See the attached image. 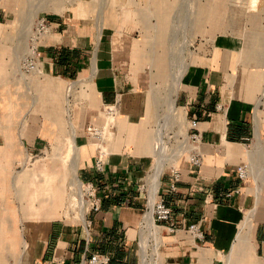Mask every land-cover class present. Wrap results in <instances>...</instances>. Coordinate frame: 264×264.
I'll use <instances>...</instances> for the list:
<instances>
[{"label":"crops","instance_id":"crops-1","mask_svg":"<svg viewBox=\"0 0 264 264\" xmlns=\"http://www.w3.org/2000/svg\"><path fill=\"white\" fill-rule=\"evenodd\" d=\"M172 2L119 0L102 7L81 0L48 15L51 31L39 41L38 71L27 81L16 78L0 51V264H82L94 251L108 254L110 264H141L150 211L141 179L155 153L153 70L146 60L171 56L165 27L173 21ZM225 2L214 7L226 8L227 18L221 11L212 20L198 18L207 5L195 3L199 33L177 103L199 120L203 162L192 167L187 157L179 161L175 192L169 173L160 178L158 197L172 206L177 228H160L162 264H264V161L260 170L250 157L256 156L258 125L264 141V0L257 8L251 0ZM16 11L15 0L0 2V41ZM78 81L88 90L85 123L67 107ZM111 103L118 106L111 155L99 173L86 127L102 124ZM178 112L185 122V111ZM71 124L80 147L77 175L92 181L102 200L100 211L88 215L89 231L64 215L62 185L31 189L29 181L15 178L30 155L68 136ZM245 164L250 174L242 180L237 168ZM193 223L203 237L189 229Z\"/></svg>","mask_w":264,"mask_h":264},{"label":"rangeland","instance_id":"rangeland-1","mask_svg":"<svg viewBox=\"0 0 264 264\" xmlns=\"http://www.w3.org/2000/svg\"><path fill=\"white\" fill-rule=\"evenodd\" d=\"M17 11L15 14H12V17L16 18V21H11V25L8 28L3 27L2 32L5 35L3 36L2 40L0 41V51H2V56L7 58L9 57L12 61L13 70L15 73L16 78H19L23 81H27L31 74L27 70L22 68V61L25 54L29 51L28 49V38L30 32L33 30L35 21L38 17H46L48 19V15L54 13H63L68 9H71L76 3L81 0H15ZM96 4H99L102 7L106 5L112 4L118 6L119 0H92ZM206 2L205 4L206 9L204 10L203 14L200 10V16L195 14L196 13V2ZM259 0H252V6L256 4ZM168 2V1H167ZM225 2V0H173L174 10L172 13L173 21L171 25L165 27V33L168 35L171 40L172 44V51L170 53L171 56L159 57V58H147L148 67L153 70L151 73V84H150V103L153 108V115H154V127H153V135L154 140L157 142V146L160 144L162 145L163 134L157 132L160 130V125L163 124V132L165 130H170L168 127L174 128L176 124L179 125V129L175 128L174 131H177V135H181L186 137V129H184V121L183 119H179L178 123L173 122V115L171 108L168 105V102L171 99L178 98V94L180 90L184 87L183 79L185 73L190 67V55L193 53V45L194 40L196 39V34L199 33L195 22V15L199 16L198 18L202 17L203 19L212 20L216 17L217 13L223 12V16L227 18L228 13L226 8L221 9L220 11L217 10L214 6L216 3L219 5ZM226 3V2H225ZM172 7V6H171ZM221 7V5L219 6ZM172 12V11H171ZM221 15V14H220ZM219 16V14H218ZM151 28V27H150ZM149 28V30H150ZM199 28V27H198ZM208 30L213 29V27L208 26ZM10 35V38L6 37ZM44 36V35H43ZM42 36V37H43ZM41 37V38H42ZM40 38V39H41ZM37 41V45L39 48V41ZM39 50L37 49V53ZM152 61H154L152 65ZM151 63V65H150ZM151 66V67H150ZM172 69V70H171ZM170 70L172 72H170ZM180 71H184L181 76V87L179 88V92L174 95L172 94V87L174 84L176 74L180 73ZM80 81L74 84L72 87V95L69 97V102L67 107L70 108V113L73 117L76 116L79 120L84 119V123L86 122V113L88 110L87 105V97L85 91L79 89ZM74 110V111H73ZM73 113V114H72ZM104 116V110H103ZM116 118V117H115ZM105 120V117H103ZM172 119V120H170ZM92 120V119H91ZM116 120V119H115ZM115 122V121H114ZM104 123V122H103ZM102 123V124H103ZM24 122H21L19 125L20 131L24 127ZM122 125V124H121ZM177 125V126H178ZM73 126V125H72ZM159 127V128H157ZM60 136L55 141H53L47 148L45 152L38 153L35 155H30V158L21 165L20 168L16 169V177L15 178H22L30 183L31 189H42L49 184H57V186L62 185V199L61 202L63 204L64 215L67 218L71 219V223L75 225L82 226L83 223L80 222L78 218V209L72 206V197L74 196L71 188H72V181H71V161L72 159L77 156L75 150L71 147H67L65 145L66 138ZM112 138V136H111ZM162 138V139H161ZM159 139L160 141H158ZM78 144V143H77ZM165 143L162 146H158L164 148ZM79 148V144L77 145ZM156 146V144H155ZM166 146V145H165ZM177 146V142L172 137L168 140V147L166 146V154L167 158L161 153L160 157L163 159L165 163V170L170 171L173 166H179L178 163L182 158H188L186 156V151L182 147L175 149L174 151H170ZM187 147V140H184V147ZM66 149V151H64ZM160 149V150H161ZM252 151V150H251ZM76 155V156H75ZM154 163L151 167L150 171L142 177V181H144L145 177L148 176L150 172V181L153 179L155 171L158 167V161L155 156L153 155ZM252 162L254 165L259 167V161L255 156L252 154L250 155ZM81 157H80V148H79V167L81 165ZM257 163V164H255ZM164 172V171H163ZM79 176V175H78ZM80 178V176H79ZM82 179V178H80ZM59 191V190H57ZM59 192H57L58 194ZM71 196V198H70ZM149 207H151L149 202ZM87 214V219L88 215ZM89 220V219H88ZM249 221V219H248ZM149 235V234H148ZM240 235V234H239ZM238 235V238L240 237ZM146 237V236H145ZM142 238V235H141ZM149 239V252L153 253V255L148 256V258H154V253L156 251V241L153 238ZM163 242L157 246L159 247L158 252L160 253L161 245ZM141 244V240L140 243ZM141 250L142 244L140 247V260H141ZM161 256V253H160ZM161 258V257H160ZM143 262V260H142ZM141 262V264H143ZM162 262V261H161Z\"/></svg>","mask_w":264,"mask_h":264},{"label":"built area","instance_id":"built-area-1","mask_svg":"<svg viewBox=\"0 0 264 264\" xmlns=\"http://www.w3.org/2000/svg\"><path fill=\"white\" fill-rule=\"evenodd\" d=\"M2 0H0L1 2ZM259 1L252 6V8H257ZM51 31L50 23L46 17H38L35 21V25L33 30L29 34V51L25 54L22 61V68L27 70L28 72H37L39 65V57L37 53L38 45L37 41L43 36L48 34ZM79 89L86 92L88 94V90L86 86H79ZM178 105V103H177ZM181 109L185 111V122L184 129H186V137L177 135V131H174L175 128L179 129V125L176 124L174 128L171 126L168 127L170 130H165L163 132V124L160 126V131L163 133V142L168 147V140L170 138H174L177 142V146L170 151H174L182 147L184 151H186V156H188L189 163L192 167H199L203 162V154H204V143L202 141V134L199 129V120L197 117H188L186 114L185 107H181ZM118 114V106L117 103L106 104L104 106V123L97 124L94 121H90L86 127V137L87 141L92 143L95 151V160L94 165L97 172H103L105 170V165L108 161V158L111 155V136L114 127V120ZM178 125V126H177ZM159 128V127H157ZM187 140V147H184V140ZM157 144L154 142V145ZM166 173L170 174L171 183L169 185L170 191H177L178 183L181 180V171L179 167L173 166L170 171L164 170L161 176ZM237 174L240 179H246L250 174V166L248 164L241 165L237 168ZM147 177V176H146ZM145 177V178H146ZM80 179V178H79ZM82 188L85 192V198L89 201V207L87 210V214L91 212H98L102 207V200L98 194L97 187L92 181H87L80 179ZM141 190H143L147 194L148 204H149V184L147 181H143L141 185ZM235 192H239V189L235 190ZM159 193V190H158ZM232 193H228V196H231ZM150 210L147 209L146 213ZM154 221L155 223L163 228L164 224L168 223L167 229L170 233H174L177 231L176 225L172 222L173 219V209L170 206L164 197H158L155 201L154 207ZM86 214V218H87ZM91 225V221L87 219L86 230L89 231ZM189 229L194 232L196 235L203 237V233L200 230L198 223H193L189 225ZM262 259L264 262V255H262ZM111 257L108 254L99 253V252H91L90 255L83 257L82 264H110Z\"/></svg>","mask_w":264,"mask_h":264},{"label":"bare ground","instance_id":"bare-ground-1","mask_svg":"<svg viewBox=\"0 0 264 264\" xmlns=\"http://www.w3.org/2000/svg\"><path fill=\"white\" fill-rule=\"evenodd\" d=\"M46 35H48V34H46ZM183 72L184 71H180V73L176 74V76H175V78H177V79H175L173 87H172V94H174V95H176L180 90L179 88L181 87V79H182L181 76H182ZM168 105L172 111L173 120H174L173 122L178 123L179 122L178 120L180 119L178 108H180V107L177 105L176 99H171L168 102ZM170 120H172V119H170ZM114 124H115V122H114ZM157 132L161 133L160 130H158ZM76 134H77L76 130H75L74 126H72V124H71L70 134L66 138L67 143H65V145L67 144L66 145L67 147L73 148L75 150L74 154L77 155V156L75 155L76 157L74 158V160L72 159V161L70 162L71 163V176H72L71 177L72 178L71 179V181H72L71 191L74 195L72 197L73 203H71V204L75 208L77 207L78 218H79L81 223L86 225L87 224L86 214H87V210L89 207V201H87L85 198V192L82 188L81 181L77 175V170L79 168V148L80 147L78 148L77 143H76ZM157 140L160 141L159 139H157ZM161 142L163 145L164 144L163 140L160 141V143ZM162 145L159 144L158 146H162ZM158 146L157 147L155 146V156H156L157 161H158V167H157L155 174H154V177H153V179H151V181H150V176H151V174H150L149 182H148L149 193H150V198H149L150 201L149 202H150L151 207H150V211L148 212V214L145 218V228L146 229L145 230L142 229L144 232L143 231L141 232V233H143L142 250H141V257H142L141 262L143 260V262H142L143 264H162L161 258H160L161 256H160V253L158 252L159 247L157 248V246H159V244L162 242V232L160 229L161 227L158 226L154 221L153 207H154L155 201L157 199V194H158V190L160 187V178H161L163 171L165 170V163L163 162V159L160 157V153H161V155L163 154L166 158H167V154H166V146L165 145H164V148H162V149H161V147L158 148ZM253 149H254L253 153H255V155H256L255 157L259 161V168L261 170L262 165H263V161H264V141L261 137L260 125H258V127L256 129V139H255ZM64 151H66V149ZM255 164H257V163H255ZM70 198H71V196H70ZM147 238H153L156 241V251L154 253V258H148V256L153 255V253L149 252V249H150L149 245H148L149 239H147ZM245 239L246 238H243L242 241L243 240L246 241ZM229 264H233V263L230 262Z\"/></svg>","mask_w":264,"mask_h":264}]
</instances>
